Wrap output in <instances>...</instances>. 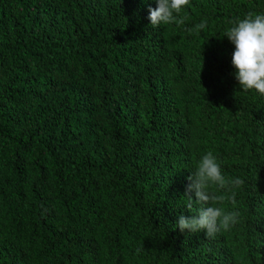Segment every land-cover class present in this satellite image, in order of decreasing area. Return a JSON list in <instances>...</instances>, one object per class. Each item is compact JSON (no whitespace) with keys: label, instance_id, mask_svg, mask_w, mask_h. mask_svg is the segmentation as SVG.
<instances>
[{"label":"trees","instance_id":"1","mask_svg":"<svg viewBox=\"0 0 264 264\" xmlns=\"http://www.w3.org/2000/svg\"><path fill=\"white\" fill-rule=\"evenodd\" d=\"M156 7L0 0V264H264V96L225 36L264 0H190L153 28ZM208 151L245 182L213 239L177 227Z\"/></svg>","mask_w":264,"mask_h":264},{"label":"clouds","instance_id":"2","mask_svg":"<svg viewBox=\"0 0 264 264\" xmlns=\"http://www.w3.org/2000/svg\"><path fill=\"white\" fill-rule=\"evenodd\" d=\"M156 3L155 9H148V18L153 28L184 24V18L178 19L177 16L183 8L189 6L190 0H156ZM229 25L225 36L235 45L232 54L235 79L242 91H255L264 96V13L249 12L244 18L230 20ZM207 27L208 22L205 19L187 31L199 32ZM189 181L184 199L185 207L195 214L191 217L181 215L178 218L177 227L181 232L206 231L207 239H213L239 223L240 212L226 210L221 205L226 199L235 205L234 190L241 188L245 182L240 178L226 177L221 163L212 151L200 157ZM193 191L195 202L190 195Z\"/></svg>","mask_w":264,"mask_h":264}]
</instances>
